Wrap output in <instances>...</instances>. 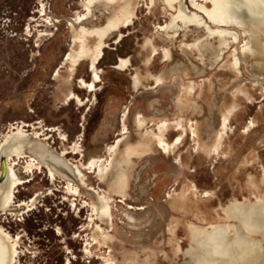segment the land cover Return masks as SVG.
<instances>
[{"label":"rangeland","instance_id":"rangeland-1","mask_svg":"<svg viewBox=\"0 0 264 264\" xmlns=\"http://www.w3.org/2000/svg\"><path fill=\"white\" fill-rule=\"evenodd\" d=\"M105 1L0 0V159L6 135L25 124L68 150L86 184L27 172L29 153L3 157L23 181L0 212L18 237L14 264H236L237 234L259 245L245 260L264 264L262 236L227 214L264 206V62L245 57L248 36L229 3L211 21L189 0H136L93 63L98 37L86 31L105 26ZM119 139L141 156L123 197L98 173ZM88 188L105 195L107 223ZM194 230L215 237L200 247Z\"/></svg>","mask_w":264,"mask_h":264},{"label":"bare ground","instance_id":"bare-ground-1","mask_svg":"<svg viewBox=\"0 0 264 264\" xmlns=\"http://www.w3.org/2000/svg\"><path fill=\"white\" fill-rule=\"evenodd\" d=\"M189 1L191 4L195 6L196 9L200 10V12L206 15L211 21H215V19L217 20V18L222 20L221 16L217 17V15H220L223 11L220 10V6H219L221 4L220 0H189ZM198 1L200 2L204 1L207 4H210L211 8L207 9L204 6L205 4L203 3L200 4ZM135 2L137 3L136 0H106L105 4L103 3V5H105V9L108 11V17L106 19L105 26L100 29L86 31L87 33L92 35L96 34L98 37L99 45H98L97 54L91 57V59H93V63L94 60L98 57V55L101 53L100 50L104 47V43L102 42V39L109 38L110 35L113 34L112 31L116 27L117 28L121 26L126 27L128 23L132 21L133 16L132 14H130V11L128 10V6L133 5ZM225 2H227V4L229 3L230 8L228 9V14L231 16V19L237 21L239 25H241V28L244 30L246 35L248 36L247 42L244 46L246 49L245 57L246 58L251 57V59L254 61V63L252 62L251 63L254 65L260 61L264 62V0H222V3ZM71 30L74 37L80 40L81 35L79 34V32L74 27H72ZM251 43H253L257 48L255 52H253L251 49L250 46ZM209 51L212 53L214 49L209 48ZM121 64H125V62L122 61ZM94 76L96 77V74H94ZM92 89H93L92 86H90L89 90L91 91ZM24 127L25 124H22L17 128H13V131L10 134L6 135L1 145L2 146L1 158L3 157L6 159H10L11 157L21 158L23 157L24 154L29 153L30 156L32 157L31 158L32 163L29 164L28 162V164L25 166V170L27 172H29V169L31 167L35 169L45 168L48 170L52 181L54 180L55 177H58L66 182L68 189L73 187V182H76L78 184H81L83 187H86V184L84 182V176L81 173V170L79 169L80 167L78 168L75 165H71L68 162V160H66L65 158L66 155L69 153L68 150H64L61 153L56 152L55 150L51 149L48 145L40 141L39 134L35 133L33 135L32 134L29 135L24 133L23 131ZM79 140L81 139L79 138L78 141ZM79 145L80 144L76 142L74 144L73 150H75L77 147H80ZM123 148H124L123 140L121 139L117 140L116 148L114 149V152L109 160L108 165L105 167H100L98 170L100 179L103 182H105L110 192L114 194H120L122 197L125 195L126 192V184L128 181L129 172L132 169V165L134 164L135 160L141 157L139 155L140 153L136 154V152L134 153L132 150L128 148L125 149ZM6 167H5L6 173L4 178L1 177L2 171H0V212H4L10 207L14 199L15 189L23 183V181L20 179H16V178L13 179L11 168L9 167V165L7 168ZM74 190L76 192H79V188L77 187H75ZM88 190L91 191L96 196V201L91 202L92 209L96 213L98 219L107 223L108 222L107 215L110 214V210H109V206L106 203L107 199L105 195L97 194L91 188H88ZM227 214L232 218L236 219L237 221H239L240 227H244L246 225L249 229H251V231L260 234L262 236V239H264V206L262 203H258V204L255 203L249 206H245V205L234 206L227 210ZM97 230L98 228L96 227L93 233V236L95 237L97 234ZM237 236L239 237L238 242L233 247V253H231L234 256V261L236 262V264H251L249 261L250 258H248L247 260H245V258L247 256H250L251 254H253L252 257L254 256L257 257L258 254L257 255L254 254V251L255 248L259 250L258 247L259 245L255 243L254 240H252L247 236H241L239 234H237ZM214 237L215 235L213 234V231H200V233H198L197 230H194L192 232L193 241L200 247H205L206 244L211 243ZM17 239L18 237H16L15 239L11 238L0 227V264H14L17 256V248H16Z\"/></svg>","mask_w":264,"mask_h":264},{"label":"water","instance_id":"water-1","mask_svg":"<svg viewBox=\"0 0 264 264\" xmlns=\"http://www.w3.org/2000/svg\"><path fill=\"white\" fill-rule=\"evenodd\" d=\"M0 164H1V170H2L1 177L4 178L6 172H5V163H4V159L3 158L0 159Z\"/></svg>","mask_w":264,"mask_h":264}]
</instances>
